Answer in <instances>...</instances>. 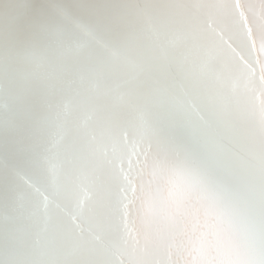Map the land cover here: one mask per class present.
<instances>
[{
    "label": "bare ground",
    "instance_id": "bare-ground-1",
    "mask_svg": "<svg viewBox=\"0 0 264 264\" xmlns=\"http://www.w3.org/2000/svg\"><path fill=\"white\" fill-rule=\"evenodd\" d=\"M158 168L259 227L264 0H0V264L192 259Z\"/></svg>",
    "mask_w": 264,
    "mask_h": 264
},
{
    "label": "snow or ice",
    "instance_id": "snow-or-ice-1",
    "mask_svg": "<svg viewBox=\"0 0 264 264\" xmlns=\"http://www.w3.org/2000/svg\"><path fill=\"white\" fill-rule=\"evenodd\" d=\"M189 189L185 173L158 168L145 190L148 212L173 227L178 254L192 258L183 264H264V209L257 227L237 201L205 196L201 217L186 206ZM209 243L215 249L214 259L208 258ZM165 264L182 261L170 258Z\"/></svg>",
    "mask_w": 264,
    "mask_h": 264
}]
</instances>
